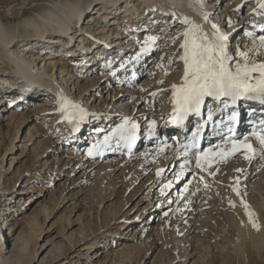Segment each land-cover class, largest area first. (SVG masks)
I'll return each mask as SVG.
<instances>
[{
    "label": "bare ground",
    "instance_id": "obj_1",
    "mask_svg": "<svg viewBox=\"0 0 264 264\" xmlns=\"http://www.w3.org/2000/svg\"><path fill=\"white\" fill-rule=\"evenodd\" d=\"M101 1L104 3L102 6L103 9L95 8L96 6L100 5V3L96 2L95 0H85L81 6L78 4L79 0H52L53 3L48 2L49 7H45L44 10H42L36 16L25 17L22 15L19 20L20 26H17L16 23L14 25L9 24L7 21L10 20L11 16L18 19L19 14L22 12L21 10L25 8L23 6L27 5H25L26 1L13 4L14 6L10 7L6 11V14L0 13V74L3 76V79L0 76V89H5V91L2 89L0 90V113L5 112V106L9 105L10 116L7 118V121L10 125H12V127L9 126V130L14 127L13 134L7 130L5 134L6 137L4 135L6 140H2L0 132V147L7 148L4 151L5 153L6 150L13 149L14 143L18 142L17 135L20 124L16 122L15 119L19 117V112L17 111H20V109L24 106L20 105L21 103L18 102L15 104V106L13 105L14 107L12 109V105L4 99L6 97L4 94L8 95V93L12 96L10 97L11 100L18 101L23 99L24 103H28L33 100H41L42 97L46 95L43 97V101H37L34 103L35 110H39V113L42 115V125H49L52 136H54V133L58 131V129H63L64 135H61L60 139L56 142V145L60 146L61 143L62 145H65H63L61 148L62 151H64L67 155V161L64 163V165L69 164L71 161V148L73 150V148H80L81 145H83L82 141L86 136L84 132L88 126H92V140L96 141L95 143L100 147V149L107 143L111 144L109 138H112V132L110 130H115L119 124H122V122H125L126 120L128 121L130 128L131 125L135 123V121H139L141 126L144 127L143 131H141V129H138L136 126L135 133L140 137L137 147L140 144L143 146V144L146 142L145 138L150 136L154 135V139L150 140L149 142L155 143L162 140L163 138H168L170 134H173L172 140L169 142L166 148L152 146V149L149 148L150 150L148 152H141L138 161H135L134 163H132L134 160L127 162V160L120 155L121 151L119 150H115L114 153L107 151L103 157L99 158L98 156H95L96 159L92 161L87 160L84 156H80L83 157L81 158L83 160V162H81L82 165H86V168L88 169L87 174L85 172L87 175L86 178L89 180L94 178L95 181H97L98 185L96 186H98V192L96 193L97 197L94 199L93 210H89L87 213H81V215H78V217H80L76 221L70 222L68 220L67 224H65L62 229L61 236H63L65 230H68L67 233L71 231V233H69V235L64 238L68 241L69 251L71 249L73 250L80 248L86 244L87 246L82 247L80 251H91L97 244L96 242L98 236L102 237L105 235V232L108 231L110 234H106V239H109L111 236L113 238L117 236L118 233L117 231L112 232L111 229L118 230L125 228L122 225L117 227L120 224L118 223L120 220V217L118 216L120 212L119 210V212L111 215L108 221L106 219L104 220L103 218H99V220L96 218L95 220L94 215L101 213V209L112 197L111 195L110 197L106 196V193L112 189L115 190L116 186L123 178L125 181V186H130L129 179L130 175L132 174L130 171L141 159L154 154L153 163L157 164L155 175V178H157L161 175L163 176L168 162L172 164L174 160L183 162L188 157H184L183 155L179 154V151H181V141L184 138V132L181 129H169V125L165 122V118L159 119V117H156V113H158V115L161 117L165 107L166 112L168 111V106L170 103H172V85L175 84L179 86L182 82L184 62L180 59V56L183 54V49L180 48V44L183 41L182 33L184 32L186 25H184L181 21L185 17L197 25H200L203 32L209 38H212V24H216L222 32V27L224 24L225 26H230L234 23L235 18H237V5H246L247 16L244 15L243 22L237 21L232 28L233 31L236 30L234 27L237 25V23V28L245 26V32L242 36L243 38L245 36V38L242 41L241 39L231 41L229 39L231 38V35H229L227 39V47H231L228 53L233 57L230 63L233 70L235 69V64L237 62L244 63V58L239 55V52H245L247 54V61L249 64L264 63V47L259 46V37L264 35V18H262L261 14L256 11L254 13H256L258 18L252 21L250 16H248V13L253 11V7L249 4H245L248 1L255 2L256 0H231V3H229V1L224 3L225 0H203L202 8L195 3V0H133L132 4L131 2L127 3L128 0H126L123 3V8L119 9V11L114 10L113 13H107V10H113L116 5L118 6V2L121 1ZM117 6L116 8L119 7ZM213 9L214 12L218 11L219 14L217 18L211 19L210 15L212 14ZM93 10H96L94 15H99V18H93L94 15L91 17L88 16V21H90L92 25H95L96 28V30H93L92 32V30L90 31V29L84 27L83 22L78 24L75 21L79 22V20L83 19V14ZM120 10L124 11L122 12ZM202 12L209 14L208 21L203 19L201 15ZM106 14L109 15L106 16ZM103 15L105 16L104 20H106V17H108L110 18L111 22L102 20L104 21L102 24V21H97L101 20ZM63 20H71L72 22L61 25L60 23H62ZM95 20L99 24H97ZM162 24L165 25L163 33L165 30H167V27H169L170 24H177L176 26L182 27L183 30L180 32L179 36L175 38L176 40L173 41L174 43L170 47L172 53L169 58H167L166 63H160L159 66L163 67L165 70L174 68V71L171 73V75L168 73L166 74V80L163 81V75L159 74V76H155L152 83H150L152 86L150 88L151 95L147 100L152 99V95L156 91L161 90L164 93L157 100L159 101L158 108L154 114L155 119L153 121L147 124V118L144 115H137V112L147 114L149 111L147 108L137 110L140 106L136 100L133 102H118V100L121 98L118 97L115 100L110 99V102H114L112 105L104 104V107L102 108H94L93 106L88 107V105H84L83 99H81L82 95L85 96L87 92L83 93L78 98H74L70 94V92L73 91L74 93L77 90V86L84 87V91L85 89H89V81L91 83L95 81L98 83L101 82V84H105V82L107 83V81L110 79L109 75L111 74V71L107 69V63L103 64V61H101V57L103 56H110L118 59V61L114 62L111 66V68H114V70L117 72L120 67H125L126 69L134 67L132 65V61H139L137 66H141L142 64L146 63V61L152 57V50L155 47L154 43L157 42L156 39L152 38V36H154L152 35V32L158 30ZM69 25L72 27L74 26L73 30H70L72 31V35L68 34L71 36L70 39L66 36V32L64 33L65 37H67L66 41L62 39V35L59 36L60 33L57 34V36H54L59 28L67 27ZM86 26H88V24H86ZM120 30H124V32H120ZM80 32L83 33V37H86V40H88L89 36V38H95V41L91 43L85 41L82 37L80 38ZM246 33H251L252 36H246ZM136 34L141 35V37L144 39L140 47L133 44ZM48 35L53 36L46 38ZM108 35L109 40L105 38ZM225 35L227 36V34ZM75 36L78 38L77 40L81 39L80 41H82L83 39L84 42H87V46L84 45L81 47L82 44L79 45L78 41L73 40ZM28 39H31V43L40 47L36 48L37 52L31 55H28V50H19V48L24 47V43ZM157 39L159 40V38ZM153 40L156 41L153 43ZM58 43L62 45L56 46L55 44ZM17 45H19V47L15 49ZM124 50H128V56L126 57L123 55ZM58 54H64L68 57V59L66 57V59H62L60 55L58 57ZM75 58H79V60L77 59L76 61ZM32 61L37 62L34 63ZM116 65H118V67H116ZM139 67H136V69ZM13 69L15 71L14 73L19 75L17 82L13 76L10 77L8 74L13 72ZM140 69L141 67L139 70ZM101 70L105 71L104 73L100 74L101 78H97V80L95 77H98V74L91 75L88 78V83L86 81L85 85L80 86V82L83 81L81 80V75L85 76L89 74V72ZM133 74L125 73L121 78L124 79L126 75L128 76L127 78H131ZM170 77H173L174 79ZM12 78L13 80L10 81ZM121 82L122 81H120V83ZM127 83L130 84V81ZM9 87H12L13 89H7ZM79 89L80 88H78V92ZM117 89L118 87L115 88V90ZM67 91L69 93H67ZM119 93L120 92L115 94L114 92H110L109 95L111 97L114 95L119 96ZM59 98H67L72 103L78 104L83 108L86 115L83 120L79 121L78 125L75 122L78 118L75 114H73L72 123H69L68 120L62 119L61 113L59 111ZM239 102L240 101L231 105L229 108H225L223 104H220L218 108L217 102H215L214 105L210 104L211 108L206 109L205 105H207V100H205V105H203L200 115H193V118L187 124L186 128H188L190 125L191 128L197 130L199 129L200 124H202L204 126V131H206L205 140H208L210 134H212V136L215 134L214 127L209 123L208 116H205V112H208L209 109H211L213 113L212 121L218 120L224 114L230 113L231 111H235L238 115H240L241 120H244L249 110L257 111L258 109V111H261L264 109V107L261 108L255 105L245 109L246 104ZM109 109L110 112H107ZM68 112H73V110L69 108ZM242 124V121H240L239 125L242 126ZM67 128L82 130L83 134L74 135L73 129H70L72 142L69 143L65 139L68 133L66 131ZM145 129L148 130L146 131ZM242 135L243 137H241V139L248 137V142L252 143L255 148L259 149V144L254 137L249 136L248 133H243ZM34 137L37 138L38 136L26 134V141L23 142L24 144L22 146L23 150H26L27 144H30L31 146L33 145L36 140ZM204 144L203 146H205ZM213 144V148H210L213 152H219L232 147V145H224L219 142H214ZM41 145V142H36V144H34L31 149V151H33V157L35 161L34 163L36 164V168L32 170L34 173L33 175L35 176L34 180L40 181V179L43 178L41 175L46 174L45 177L48 178L49 182H51L53 175L57 174L58 172L57 164L59 161L54 159V168L45 163L43 165V169L39 170L41 167L38 164L42 158L37 150L41 147ZM163 152L167 153V157L165 159H161V156L164 155ZM193 154L194 153L190 155ZM4 156L5 154L1 157V160L4 159ZM232 156L244 158L243 150L237 151L233 155L226 158L231 157L232 160ZM102 158L106 159L101 160ZM218 158L220 157H213L209 164H204L203 170L197 171L200 182H196L197 184L194 187L191 185L192 187L186 189L184 192H179V203L176 207V210L173 208L174 212L171 214L172 216H170L173 219L172 225L181 227L178 238L179 242L177 241V246L172 244L175 247H171V252L170 250H167L169 253H173L172 257L165 256V254L168 252L164 253L163 250L169 247L162 244V254L165 258V261H167L166 264H176L179 262H182L183 264H189V261H191L195 256H188V247L190 246L191 248L193 244L195 247L198 245V242L193 241L192 243L191 235L193 234L195 237L198 236L200 238L201 233L204 231H206V233L210 234L211 236L214 235L211 234L206 228L216 229L219 233L224 235V238L219 237V239H217L219 240L218 242L224 243L223 247L217 245L218 248L225 249L226 246H230L233 249L235 248L237 252L240 251L242 253L244 251V254H254L258 257L264 256V159L259 158V156L254 157L251 160L246 159L248 162L252 161V164L254 163L252 170H250V167L247 168V164H243L240 165L239 169H237V172H235L236 175H232V177L226 176V178L223 179L217 176L218 173L217 175H214L215 173L211 172L212 169L210 165L212 162H216ZM257 159H259L258 163L256 162ZM241 160L243 161V159ZM193 161L196 162V158ZM10 162L11 163L9 167L11 168L13 160ZM179 168L180 165L178 166V170ZM120 170V174L114 177ZM158 170H161L160 175H157ZM14 174H16L17 177H20L16 171ZM257 175L258 178L255 179V176ZM15 185L11 191L8 190L10 192L5 193V196H10V198L13 195L14 196L12 198L15 196H21V199L18 201V203L14 202L13 199L4 200L0 195V244L1 242H4V244L9 245V242H12V247L9 250L0 246V264H32L35 262L34 258L38 253L40 256L44 253V251L47 250L46 245H37V242L42 234L41 232L43 231L42 224L44 222H38L36 217L31 219L27 218L29 216L18 217L20 218L19 221L17 218L15 222H13L15 216H17L18 213H21V206L25 204V202H22V199H24V197L27 198V195L31 193V190L29 191L30 188L28 189V192L23 191L22 189L19 192L14 191ZM187 187L188 185L185 186V188ZM158 195L159 199L161 200L163 195L161 192ZM245 204L248 206L247 211L252 213V221L256 223L258 227L254 228L253 224L249 221V216L246 215V209L244 207ZM156 205V207L161 206L159 200L156 202ZM207 210L210 212H207ZM41 211L44 215L43 221H46L47 217L49 216V214L46 213V207L43 206ZM209 214L214 215L215 218ZM216 215H219L218 217H220V215L226 216L228 219V224H226L227 221L224 225L219 224L217 229L216 224L214 223L218 220ZM168 217L167 220H170ZM80 219H82V221H80ZM122 220L123 221H121V223H124L125 219ZM93 223L94 227L91 226ZM167 225L168 222L165 223L166 227H168ZM85 226L88 228L92 227L93 229L88 230L89 233L87 234V230L85 231L84 228H82ZM73 227H78V230H73ZM100 230L102 232H100ZM6 232L7 234H4ZM135 234H138V230H135ZM142 235L143 234H141L140 241L142 240ZM203 235L204 234H202V237ZM74 236H76V239L73 240ZM178 248L179 250L176 252V249ZM131 249L134 248L125 246L122 248H117L114 251L112 250V256L115 259L109 263L140 264L141 258L136 256H133L134 258L131 257ZM66 251H68V249ZM179 251L181 252L180 254ZM240 252L239 255H241ZM97 255L100 254L97 253ZM143 256L144 254L142 257ZM95 257H93L94 260ZM44 259L41 260L44 262ZM261 259L264 260V257H261ZM90 260H92V256H90ZM190 264H195V262L193 261Z\"/></svg>",
    "mask_w": 264,
    "mask_h": 264
},
{
    "label": "rangeland",
    "instance_id": "obj_2",
    "mask_svg": "<svg viewBox=\"0 0 264 264\" xmlns=\"http://www.w3.org/2000/svg\"><path fill=\"white\" fill-rule=\"evenodd\" d=\"M22 1L24 2L26 1L25 5L26 4L27 5L23 6L25 8L21 10L22 12L21 14H19L18 19L13 16L10 17V20L7 21L9 24L14 25L16 23L17 26H20L19 20L22 15L25 17L26 16L27 17L36 16L38 13L44 10L45 7H49L48 2L53 3L52 0H0V13L6 14L7 13L6 11L10 7L14 6L13 4L15 3L17 4ZM68 1H72V0H68ZM95 1L100 3V5L96 6L95 8L103 9L102 6L104 5V3H102L101 0H95ZM120 1L121 2H118L119 7L116 5L118 8H116L115 6L113 10H107L108 11L107 13H113L114 10L119 11V9H122L124 6L123 3L126 0H120ZM132 1L133 0H128L127 3L131 2L132 4L133 3ZM228 1L229 3L232 2L231 0H225L224 3ZM84 2L85 0H79L78 4L81 6ZM120 11L123 12L124 10H120ZM94 13H96V10L89 11L88 13L83 14V19L79 20V22L78 21H75V22L78 24L79 23L81 24L83 22L84 27L90 29V31L92 30L93 32V30H96V28H95V25H92L91 22L88 21V16L91 17L92 15H94ZM218 14L219 12L218 11L214 12V9H213V12L210 15V18L211 19L217 18ZM108 15L109 14H106V16ZM104 17L105 16L103 15L102 19L100 18L101 20H97V21L104 20ZM93 18L98 19L99 15H94ZM240 19L241 17L238 16L237 18H235L234 23L232 25L225 26L224 24V26L222 27V33L227 34V37L231 35V38H229L231 41L236 40V39H239V40L241 39L242 41L245 38V36L244 38L242 37L245 32V28H246L245 26L241 28H237L238 27V23H237V25L234 27V29L236 30L233 31L232 29L234 24L237 21L240 22ZM106 20L109 22L110 18L106 17ZM104 21H102V24L104 23ZM70 22L72 21L63 20L62 23L60 24L63 25V24L70 23ZM96 23L99 24L98 22ZM86 24H88V26H86ZM176 25L170 24L169 27H167V30H165V32L163 33L165 25L162 24L160 25L158 30L152 32V35H154L152 36V38L157 40V42L154 43L155 47L152 50V54H151L152 57L148 59L146 63L140 66L141 67L140 70H139L140 67L137 70L135 69L137 72L136 74H134V76H131V78L125 77L124 79H122L121 77L123 76L114 77L113 79L110 78L107 81V83L105 82V84H101V82L98 83L96 81L91 83L89 81L88 86L90 90L85 89L84 91L83 90L84 87L77 86L78 88H80L79 92L77 88V90L74 93L72 91L70 92V94L74 98L75 97L78 98L83 93L87 92L85 96L82 95L81 99H83L84 105L86 104L88 105V107L93 106L94 108H102L104 107L103 106L104 104L112 105L114 102L113 101L110 102V99L115 100L118 97L119 98L121 97L118 100V102H124V101L133 102L136 100V102L138 101V104L140 106L137 110H142V108L148 109L149 113L143 114L142 112H137V115H140V116L144 115L147 118L146 123L149 124V122L155 119L154 114L156 113V110L158 108V102H159L157 100L161 97V95L164 94L161 90L156 91L155 95H152V99L147 100L148 97L151 95L150 88L152 86L150 85V83H152L154 77L159 76V74L163 75L162 77L164 78L163 79L164 81L167 79V77H165L166 74L168 73L169 75H171V73L174 71V68L165 70L163 67H159V66H160V63L162 64L166 63L167 58H169V56L172 53L170 50V47L174 43L173 41L176 40L175 38H177L180 32L183 30L182 27L176 26ZM67 27H69V30H73L74 26L72 27L69 25ZM59 30L60 28L57 30L54 36H57V34L60 33L59 36L62 35L61 37L64 41L67 40V37L70 39L71 37L70 35H66L67 37H65L64 35L65 29H62L60 31ZM120 32H124V30H120ZM79 35H80V38L82 37L87 42L92 43L95 41V38L94 39L89 38V36H88V40H86V37H83L82 32H80ZM50 36H53V35H48L46 36V38H49ZM156 37L159 38V40ZM105 38L109 40V35L106 36ZM83 39H82V42L84 44H82L81 47H83L84 45L87 46V42H84ZM156 40H153V41H156ZM31 41H32L31 39L26 40V42L24 43V47L19 48V50H26V51L28 50L27 52L28 55H31L37 52L36 48H40V47L31 43ZM74 41H78L77 37H74ZM111 41H110V44H111ZM142 41H144L143 37H141V35L136 34V38H135V41H133V44L140 45ZM18 47L19 45H17L15 49H17ZM230 48L231 47L228 48V51L230 50ZM60 57L62 59L63 58L68 59V57L64 54ZM75 59L76 61L77 59L79 60V58H75ZM116 67H118V65H116ZM0 70H1V66H0ZM138 70L139 72L140 71L141 72L139 73ZM12 71L13 72L8 73V74L10 77L13 76L16 79L15 81L17 82L19 79L18 77L19 75L14 73L15 72L14 69ZM104 72H105L104 70H101V71L89 72V74L85 76L81 75V80L83 81L80 82V86L85 85L86 81L88 83V80H89L88 78L91 75L98 74V77H95V79H97V78H101L100 74ZM0 76L3 79L2 74H0ZM170 78L174 79L173 77H170ZM12 80L13 78L10 81ZM120 81L122 82L120 83ZM128 81H130V84L127 83ZM115 85L116 87H118L117 90H115L116 88ZM12 87H9L7 89L11 90L13 89ZM1 89L5 91V89L3 88ZM97 91H98V94H97ZM110 92H114L115 94L118 92L120 93H119V96L114 95L113 97H111L109 95ZM67 93L69 92L67 91ZM4 96H6L4 99L9 104L12 105L13 100H11L10 98L12 96L9 93L8 95L4 94ZM43 97L41 100H33L28 103H24L23 99L20 101L21 103L20 105H24V106L20 109V111H17L19 112V117L15 119V121L20 124L18 135H17L18 142L14 143L13 149L6 150V153L4 151L7 148L0 147V160H1V157L5 154L4 159L1 160L2 162L0 161V195L2 196V199L4 200L13 199L14 202L18 203V201L21 199V196H15L14 198H12L14 195L11 198L10 196H5V193L10 192L15 184L16 185H15L14 191L19 192L22 189L23 191L28 192L29 188H30L29 191L31 190V193L27 195V198L24 197V199H22V202H25V204L21 206L20 208L21 213H18V215L15 216L13 222H15V220L18 217H22V216L24 217L29 216L27 218H30V219L36 217L38 222L40 223L44 222L42 224L43 231L41 232L42 234L37 242V245L38 246L46 245L47 250L44 251V253L40 256L38 253L34 258L35 262L32 264H110L109 262L115 259L113 258L111 251L112 250L114 251L117 248H122L125 246H130L134 248V249H131L130 255H132L131 257L136 256V257L141 258L140 264H166L167 261H165V258L162 254V250H163L161 248L162 244L169 247L163 250V252L165 253V252H168L173 245L177 246V243L179 242L178 238L180 235L181 227L177 225L176 226L172 225L173 219L170 217L172 216L171 214H173L174 209L176 210V207L179 203L178 202V197L180 195L179 192L181 191L184 192L186 189L191 188L192 186L194 187L197 184L196 182H200V178L197 175L198 174L197 171L201 170V168H197L196 162L193 161L196 158V154L186 159L188 161L185 160L183 162H180V161L174 160L173 164L168 162V164L165 167V170H164L165 172L163 173V176L161 175L160 177H157V178H155L157 164L153 163L154 154L149 157L141 159L137 163V165H134V167L130 171L132 172V174L130 175V179H129L130 186L128 187L125 186V181L123 178L122 179L123 181L121 180L119 182L115 190L112 189L111 191H108L106 193V196L110 197L111 195L112 197L110 198L108 202L106 201L107 204H105V206L101 209V213H98V215L96 214L94 215L95 220L96 218L98 220L99 218L100 219L103 218L104 220L106 219L108 221L111 215L120 211L118 214V216L120 217V220L118 221V223L120 224L117 227L122 225L125 228L118 229V230L111 229L112 232L117 231L118 233V235L113 238L111 236L109 239H106L105 237L106 234H110V232L108 231L105 232L104 236L102 237L98 236L97 242H96L97 244L93 247V250L91 251H88V252L80 251V249L84 246H87V244L84 246H81L80 248L73 249V250L71 249L69 251L68 241L67 239H64V238L68 236L69 233H71V231L67 233L68 230H65L63 233V236H61L62 229L64 225L67 224L68 220L70 222L76 221L80 217V216L78 217V215H81V213H87L89 210L91 211L93 210L94 199L97 197L96 193L98 192L97 191L98 186H96L98 185V183L97 181H95L94 178L92 180H89L88 178H86L88 169L86 168V165H82L81 163L83 162V160L81 159L83 157H80V156L84 155L82 152H79V151L74 152L70 150V153L72 154L71 159H70L71 161L69 164L64 165V163L67 161V158H66L67 155L61 149L64 144L62 145L61 143L60 146L56 145V142L60 139L61 135H64L63 129L62 128L58 129V131L54 133V136H52L50 133L49 125L47 124L42 125V121H43L41 119L42 115L41 113H39V110H35L34 103L37 101H43ZM14 106L12 105L11 108L13 109ZM206 106L207 105H205V107ZM5 107H6L5 108L6 111L0 113V132H1L2 140L4 139L6 140L5 134L7 130H9V126L12 127V125H10L9 122L7 121V118H9L10 116L9 105ZM107 112H110V109L107 110ZM165 114H166V107L163 110L161 117L158 115V113H156V117H159V119L165 118L164 117ZM134 117L137 118L136 116ZM91 127L92 126H88L86 131L84 132L86 136L84 137L82 143H84L87 137L93 138L91 131H89ZM68 129L70 128H67L66 131ZM190 129L192 128L189 125L188 130ZM9 131L10 133L13 134L14 127L10 129ZM67 132L68 133L65 139L70 143L72 142V136H71L70 130H68ZM26 134L38 136L37 138L34 137V139L36 140L33 143V145L36 144V142L42 143L41 147L37 150L42 158L38 164L41 167L39 168V170L43 169V165L45 163H47L49 166L54 168L53 166L54 159H57V161H59V163L57 164L58 172L57 174L53 175L51 179L52 183L49 182L48 178L45 177L46 174L41 175L43 178H41L40 181L34 180L35 176L33 175L34 173L32 170L36 168V164L34 163L35 161L33 157V151H31L33 145L31 146L30 144L29 145L27 144L26 150L22 149V146L24 144L23 142L26 141ZM167 143L168 142L165 143V146H164L165 148H166ZM151 144L153 143L145 142L143 146L142 144H140V146H138L137 148L138 150L136 151V153L127 162L131 160H134L132 163H134L135 161H138L141 152L146 153L150 149H152L153 145ZM213 146L214 145H211V146L205 145L203 146L204 148H202V150L213 148ZM163 154L164 155L161 156V159H165L167 157V153L163 152ZM238 156H232L233 157L232 160H231V157L226 158L229 160H226L225 158L224 159L218 158L216 162L211 163L210 165L212 169L211 172L215 173L214 175H217L218 173L217 176L225 179L226 176L232 177V175L233 176L236 175L235 172H237V169H239L240 165L247 164V168L250 167L251 168L250 170H252L254 163L252 164V161L248 162L245 158L243 157L239 158ZM103 159H106V158H102L101 160ZM241 159H243V161ZM11 160H13V162L10 168L9 166H10ZM256 162L258 163L259 159H257ZM182 164L185 165L183 170H181ZM179 165H180V168L178 170ZM15 171L19 174L20 177H17L16 174H14ZM30 172H31V175H30ZM120 172L121 170L118 171L114 177L119 175ZM257 178H258V175L255 176V179ZM169 183L171 186L168 188H164V185L169 184ZM184 185L185 186L188 185V187L185 188ZM161 189H164V193L165 191L166 193L163 194V197L160 200L158 194L161 192ZM158 200L161 205L160 207H156L157 206L156 202ZM43 206L46 207V210H47L46 213L49 214L46 221H43L44 215L41 211ZM121 206H124V207H121ZM207 212H210V211L207 210ZM209 215L215 218L214 215L212 214H209ZM218 216L216 215V217ZM167 217L168 219L170 218V220H167ZM19 219L20 218H18V221ZM122 219H125L124 223H121V221H123ZM80 221H82V219H80ZM166 222H168V225H167L168 227L165 226ZM94 223L91 226L94 227ZM214 223L216 224V227L218 229L219 224L220 225H224L225 223L228 224V219L226 216L220 215V217H218V220ZM73 228H74L73 230H78V227H73ZM82 228H84L85 231L87 230L86 231L87 234L89 233L88 230L93 229L92 227L88 228L86 226ZM206 229L211 234H214V235L211 236L210 234H207L206 231L201 233L200 238L198 236L195 237L193 234L191 235L192 243L193 241L198 242V245L196 244L197 246L195 247V245L193 244L191 248L190 246L188 247V252H187L188 256H192V255L195 256L191 261H189V264L193 261L195 262V264H264V260L261 259V257L263 258L264 256L258 257L257 255H254V254L249 255L248 253H246L247 254L246 255L244 254L245 253L244 251H243L244 253L243 252L241 253L239 251L241 253V255H239V252H237L235 248L233 249L230 246H226L225 249L218 248V246L223 247L224 243L218 242L219 240L217 239H219V237L224 238V235H222V233H219L218 230L216 229H208V228ZM101 230L100 232L104 231V230L102 231ZM135 230H138V234H135ZM4 234H7V232ZM141 234L143 235H142V240L140 241ZM202 234H204L205 237L204 235L202 237ZM0 235H1V232H0ZM74 239H76V236L73 237V240ZM144 241L147 243H145ZM11 244H12L11 241L9 242V245H6L4 244V242H1L0 246H2V248L4 249L9 250L12 247ZM67 249L68 251H66ZM176 250H177L176 252H178L179 248ZM171 251L172 250H170V252ZM97 253H99L100 255H97ZM180 253L181 252L179 251V254ZM143 254L144 256L142 257ZM172 255L173 253H169V252L165 254V256H170V257H172ZM90 256H92V260H90ZM93 257H95V260ZM41 259H44L45 261L43 262ZM176 264H183V263L179 262Z\"/></svg>",
    "mask_w": 264,
    "mask_h": 264
},
{
    "label": "snow or ice",
    "instance_id": "obj_3",
    "mask_svg": "<svg viewBox=\"0 0 264 264\" xmlns=\"http://www.w3.org/2000/svg\"><path fill=\"white\" fill-rule=\"evenodd\" d=\"M195 3L201 8L203 7V0H195ZM258 4L261 9H264V0H258ZM201 15L205 21H208V13L202 12ZM181 22L186 25L182 33L183 41L180 44V48L183 49L180 59L184 62V73L180 85H172L171 102L175 122L182 123L190 114L200 115L206 97L216 101L218 108L220 104L229 108L242 100L255 101L264 106V63L249 64L247 54L239 52V55L244 58V63L237 62L233 70L230 63L233 57L229 55L227 47L228 37L220 31L216 24H212V38H209L200 25L187 17ZM246 35H251V33H246ZM259 46L264 47V35L259 37ZM58 102L62 119L72 123L73 114H75L78 117L75 121L77 125L79 121L84 119L86 114L80 105L72 103L67 98H59ZM69 108L73 112H68ZM237 118L238 114L233 111L229 120L236 121ZM208 120H213L211 109L208 110ZM127 123L126 120L125 124ZM135 130L136 125L132 124L131 129L127 132L129 138H134ZM118 131H121V135H125L122 129ZM229 131L231 132L233 129L229 127ZM198 135L199 132L193 133V147H195ZM251 136L258 142L259 149L248 142V137L234 139L230 149L219 152L206 149L198 152L196 154V167L203 170L204 164L210 163L213 157L219 156L224 159L241 150H243L244 158L247 160L257 156L264 159V116L259 119L258 124L252 126ZM89 154L91 155V153ZM184 167L185 165L182 164L181 170ZM160 171L158 170L157 175H160ZM170 186V183L165 184L164 188ZM163 193L164 189H161V194L163 195ZM244 207L253 227H258L252 221V213L247 211L248 206L245 204Z\"/></svg>",
    "mask_w": 264,
    "mask_h": 264
}]
</instances>
